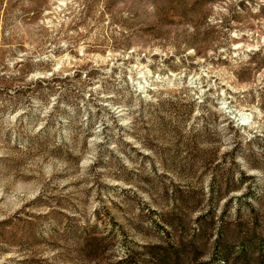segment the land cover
<instances>
[{
    "label": "rangeland",
    "instance_id": "rangeland-1",
    "mask_svg": "<svg viewBox=\"0 0 264 264\" xmlns=\"http://www.w3.org/2000/svg\"><path fill=\"white\" fill-rule=\"evenodd\" d=\"M205 214L264 251V0H0V264H152Z\"/></svg>",
    "mask_w": 264,
    "mask_h": 264
},
{
    "label": "trees",
    "instance_id": "trees-1",
    "mask_svg": "<svg viewBox=\"0 0 264 264\" xmlns=\"http://www.w3.org/2000/svg\"><path fill=\"white\" fill-rule=\"evenodd\" d=\"M166 222L172 230H176L174 220ZM196 223L190 238L168 239L166 244L147 247L152 264H264V251H252L251 245L247 244L248 239L254 238L255 231L242 226L237 228L238 233L234 235L232 224L218 223L213 214L199 216ZM213 239L211 259L203 261L207 251L201 242Z\"/></svg>",
    "mask_w": 264,
    "mask_h": 264
}]
</instances>
